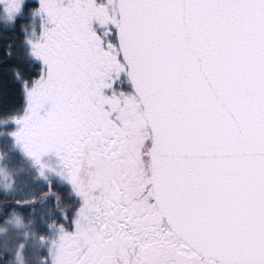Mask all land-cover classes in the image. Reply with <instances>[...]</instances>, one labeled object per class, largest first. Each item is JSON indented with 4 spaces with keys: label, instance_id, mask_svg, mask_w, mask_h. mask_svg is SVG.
Listing matches in <instances>:
<instances>
[{
    "label": "snow or ice",
    "instance_id": "6c2138e0",
    "mask_svg": "<svg viewBox=\"0 0 264 264\" xmlns=\"http://www.w3.org/2000/svg\"><path fill=\"white\" fill-rule=\"evenodd\" d=\"M0 9L33 32L0 114L74 201L52 264H264V0Z\"/></svg>",
    "mask_w": 264,
    "mask_h": 264
},
{
    "label": "trees",
    "instance_id": "16d2710c",
    "mask_svg": "<svg viewBox=\"0 0 264 264\" xmlns=\"http://www.w3.org/2000/svg\"><path fill=\"white\" fill-rule=\"evenodd\" d=\"M16 1L22 3V0ZM2 15L3 10L0 9V16ZM30 24L31 23H29L28 26H30ZM26 29L27 26L24 21H17L15 26H9L3 32H0V70L5 68L12 69L13 66H15V69L23 74L25 69L24 66L19 63V56H27V45L24 42ZM9 50L12 53L10 57L6 55ZM25 63H27V60H25ZM4 80L6 88L15 87L11 83H8L10 77L7 75H5ZM8 118L9 115L7 113L0 114V120ZM1 143L3 148H0V150H2L5 154L8 153L9 156L13 158L10 163L11 167H13V165L18 166L23 163L24 160L21 154H11L10 149L12 147V142H10V140L4 138L1 140ZM23 179L24 178L22 176L19 183L15 182V185H17L15 190L7 191L0 185V229L7 220L9 221L13 217L22 219L21 228H19V226L10 227L11 237L8 244L4 243L2 232H0V264H2V261L3 264H6V260L15 259L13 253H15V250L19 247V245H22L20 237L23 236V238H27L28 232L26 229H28L29 232L32 230L28 226L26 227L25 223L27 222L30 225L32 222L34 224V219L38 217V209H36L38 204L37 199L32 198V195H37L39 192H30L29 187L21 183ZM35 214L36 216H34ZM13 230H15V233ZM41 235L42 234H38L39 238H41ZM12 243L16 244L13 252L9 250V248L12 247Z\"/></svg>",
    "mask_w": 264,
    "mask_h": 264
},
{
    "label": "rangeland",
    "instance_id": "374dc122",
    "mask_svg": "<svg viewBox=\"0 0 264 264\" xmlns=\"http://www.w3.org/2000/svg\"><path fill=\"white\" fill-rule=\"evenodd\" d=\"M10 1L11 0H9V2ZM16 3L19 4L18 1H16ZM8 121L9 119L0 120V148H3L1 146V140H3L4 138H6L7 140L11 139V137L9 136L11 123H9ZM17 149L19 148L17 147ZM11 160L12 159L7 153L5 154L2 150H0V185L2 188L7 191L15 190L17 187V185H15V182L19 183L22 179V176L24 178L21 182L23 185H28V183H30L36 189H40L42 187L44 179L40 178L39 176L38 165H32L33 161L28 160V157H25L22 164L18 166L13 165V167H11ZM34 216H36V214ZM21 220L22 219L20 218L13 217L9 221L7 220L2 225L0 232H2L3 241L5 244H8L10 241V227L19 226V228H21ZM37 220L38 219H34L33 222L35 223ZM26 223L25 226H28L32 230H30L29 232L28 229H26L28 232L27 238H23V236L20 237L22 245H19V247L15 250V253H13L14 258L18 260L19 264H42V257L44 259L45 257L53 259V251H47L42 246V242L38 236V232L35 229L34 224L31 222L30 225L28 223L26 225ZM13 232L15 233V230H13ZM48 244L52 245L51 242H49ZM15 245L16 244L12 243V247L9 248L11 252L14 251Z\"/></svg>",
    "mask_w": 264,
    "mask_h": 264
},
{
    "label": "flooded vegetation",
    "instance_id": "af4514ba",
    "mask_svg": "<svg viewBox=\"0 0 264 264\" xmlns=\"http://www.w3.org/2000/svg\"><path fill=\"white\" fill-rule=\"evenodd\" d=\"M27 29L25 34L27 36L32 37V24L28 26L30 22L27 20H24ZM27 47V46H26ZM28 160L33 161L32 158H29ZM45 163L48 165L55 167V160L54 159H45ZM32 165L34 164V161L32 162ZM52 180V195H49V185L48 183L43 180V185L40 189H38L39 194L32 195V198L37 199V208L38 209V219L34 223V227L37 230L38 234L41 235V242L42 246L47 251H53L54 257L57 253V246L59 244V230L56 227L59 223V211L58 209H63L67 207L69 204L74 203V201H71L68 197V189L63 187L59 177L54 176L53 178H50ZM30 187L33 189L34 187L29 183ZM37 214V211H36ZM44 235V236H43ZM51 242L52 245H49L48 243ZM47 264H52V260L49 257ZM42 264H45V259L42 257ZM3 264V261L1 262ZM6 264H19L18 260L16 259H9L5 261Z\"/></svg>",
    "mask_w": 264,
    "mask_h": 264
}]
</instances>
